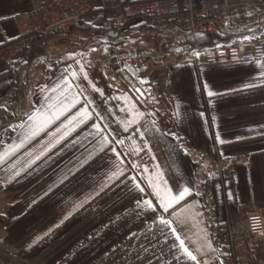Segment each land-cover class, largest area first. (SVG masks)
Wrapping results in <instances>:
<instances>
[{
    "label": "crops",
    "instance_id": "0c3cea01",
    "mask_svg": "<svg viewBox=\"0 0 264 264\" xmlns=\"http://www.w3.org/2000/svg\"><path fill=\"white\" fill-rule=\"evenodd\" d=\"M49 1L0 0V153L23 138L21 129L30 114L46 103L59 102L63 93H54L53 88L63 83L64 72L69 80L75 79L71 70L77 72L81 78L72 91L83 93L81 103L65 115L87 107L91 118L14 180H6L5 167L37 151L56 124L37 138L39 143L26 144L0 166L1 260L4 264H196L183 254L179 236L199 264H224L220 225L264 213V83L259 75L264 59L200 68L173 63L164 81L155 72L140 75L129 70L123 74L125 83L113 87L97 67L98 55L110 47L102 42L85 44L66 34L24 56L6 58L2 47L18 37L15 17ZM103 1H94V10L99 11ZM262 33L264 29L251 38L264 43ZM66 40H71L69 46L57 48V42ZM77 61L85 66L87 80ZM254 81L255 87H245ZM208 91L217 95L209 97ZM85 98L92 103L84 105ZM133 109L144 115L136 117L139 125L127 124L125 131ZM144 121L149 122L147 127ZM96 124L101 132L93 139L88 133L96 131L92 127ZM217 136L225 143L220 144ZM77 157L81 161L87 157L78 171ZM117 161L123 162V174L110 178ZM221 162L227 165L218 170ZM69 168L73 174L61 183ZM205 173L215 178L204 194ZM148 180L161 191L167 184L174 195L176 186H190L192 193L165 212ZM146 200L150 207L144 206ZM81 203L83 207L71 206ZM258 258L264 261V241Z\"/></svg>",
    "mask_w": 264,
    "mask_h": 264
},
{
    "label": "built area",
    "instance_id": "2783aa9c",
    "mask_svg": "<svg viewBox=\"0 0 264 264\" xmlns=\"http://www.w3.org/2000/svg\"><path fill=\"white\" fill-rule=\"evenodd\" d=\"M94 1L50 0L39 9L18 15V37L5 44L4 55L8 59L24 56L38 37L51 36L89 20ZM116 8L110 10L104 2L99 10L98 15L104 18L101 28L105 36L119 39L136 20H148L154 27L164 25L165 34L146 38L139 52L132 46H117L98 55L97 67L113 87L125 83L123 73L138 71L142 64L164 81L173 63L189 62L200 68L211 63L264 59V43L237 35L262 22L264 0H130ZM112 10L115 11L111 15ZM111 31L118 35L110 34ZM200 34L232 36L233 41L225 43L221 39L211 48H197L187 36ZM226 165L221 162L217 169ZM218 240L225 264H264L258 258L264 241V213H251L244 219L223 223Z\"/></svg>",
    "mask_w": 264,
    "mask_h": 264
},
{
    "label": "snow or ice",
    "instance_id": "6c2138e0",
    "mask_svg": "<svg viewBox=\"0 0 264 264\" xmlns=\"http://www.w3.org/2000/svg\"><path fill=\"white\" fill-rule=\"evenodd\" d=\"M264 34V33H262ZM255 38V37H253ZM196 55L198 56L199 53L197 52ZM77 64L79 65V71L83 73V79L87 80L88 73L84 71V65L79 64V61H77ZM71 75L75 79H65V77L68 76V72H64L61 76V80L63 83H59L56 85V87L53 88V92L55 93L57 90H59L61 93H63L61 99L58 103L50 104L46 103L41 109L36 110L34 114H30L27 117V123L22 126V134L23 138H18L19 142L15 145H12L11 148L3 153H0V166L6 165V157L11 158L16 155L17 152L20 151V149L24 148L26 144H32L33 141H37V138L43 134L48 133V129L52 127V125L56 124L55 129L49 133L50 138L40 144L39 149L35 152H28L27 159L21 160L18 163H14L11 168L5 167V173H6V180H14L16 177H19L21 173L27 172L28 169H30L33 165L36 164L37 161L41 160L42 157L47 156V154L58 144L61 143L64 139H66L67 136L71 135L73 131H75L76 127L80 124H82L86 119H90V113L88 111L87 107H81L80 109H77L76 113L69 116H66L65 114L68 113L71 109L75 108L76 105L81 103V97L83 96V93L79 90L73 92L72 89L76 87V79H80L77 75V72L75 70H71ZM261 77V83H264V71L260 72ZM143 82V81H142ZM256 86V82L246 84V88H253ZM207 88V84L205 85ZM96 92H101L99 88L95 89ZM139 91V90H137ZM68 92H71V96L68 95ZM208 96L212 97L214 95H217V93L208 91ZM51 100V97L48 98ZM92 101L85 98L83 100L84 105L91 104ZM99 115V114H97ZM129 116L133 117L132 119H129L126 121L125 131H127V124H137L139 125L140 121L139 119H136V117L142 118L144 113L139 112L136 109H133L130 113H128ZM200 116L203 117L204 113L201 112ZM61 117H65L64 120H61ZM57 121L60 123L57 124ZM148 121H144V126L147 127ZM92 127L95 128V132H89L88 136H92L93 139L101 132L100 126L98 124L93 125ZM157 131H159L157 129ZM143 135V133H141ZM87 139V137H86ZM103 139V137H101ZM217 139H219V136H217ZM39 143V141H37ZM73 143H76V141H73ZM118 143H123V141H118ZM220 144H224L225 141L223 139H219ZM71 146V145H66ZM112 151H115V149H112ZM91 155V153L89 154ZM116 156L119 157L120 153H116ZM77 165H74L76 167V170H79V167H82L85 162H87V157L84 158L83 161L80 160L79 157H77ZM122 161H117L115 163V171L112 173V176L110 178H118L119 175H122ZM73 174L72 168L68 169V172L64 174V177L61 179V183L69 175ZM135 180V177L132 178ZM148 183L152 186L153 191L155 193L156 198L160 201V206L164 209L165 212L169 210V208H172L175 205H180L182 201H185L186 196H189L192 193V188L190 186H184L183 188H180L179 186H176V194H173V189L169 188L167 184L164 185L163 191L160 190V188L157 186V184L152 181L148 180ZM163 183V182H162ZM137 188H139V185H137ZM51 190V187L49 188V191ZM141 192L143 191L142 188L139 189ZM100 191H103V187L100 188ZM47 195V192L44 193ZM96 195H99V191L96 192ZM35 202V201H33ZM145 207L151 206V201H144L143 202ZM72 207H83V203L80 205H71ZM155 209H153L154 211ZM189 211H192V209H189ZM181 213H183V208L181 209ZM176 214V213H174ZM177 219H181V214H176ZM164 225H169L168 220H162L161 221ZM173 232H176V228H172ZM178 240H180V247L183 249V254L191 261L196 262V264H199L197 255L193 254V251L189 249V247L185 246V241L183 239H180L179 236L176 237ZM199 249H197L198 251ZM179 259V257H177Z\"/></svg>",
    "mask_w": 264,
    "mask_h": 264
},
{
    "label": "trees",
    "instance_id": "16d2710c",
    "mask_svg": "<svg viewBox=\"0 0 264 264\" xmlns=\"http://www.w3.org/2000/svg\"><path fill=\"white\" fill-rule=\"evenodd\" d=\"M130 0H104L106 4L109 6L110 10L113 7H117L118 5L126 4ZM117 9V8H116ZM99 11L97 9L92 11V15L89 20L83 21L73 27L69 28L67 31H60L51 36L46 37H38L32 43V48L39 46L40 44H44V42L49 41L54 38H59L63 35H70L74 38L80 39L81 42L87 44L98 35H105L104 29L101 28V22L104 19L100 15H98ZM165 26L160 25L159 27L151 26L148 20H136L132 25L127 26L125 29L124 35L121 38L122 42L119 43V46H132L135 49V52H139L141 50L146 38L155 35H164L165 34ZM264 29V19L262 22L255 28L247 29L245 31L240 32V37L250 38L256 35H259ZM188 40L195 45L197 48L202 47H210L219 43L221 39L224 40L225 43H230L233 41L232 36L222 37V36H211L207 34L196 35L195 37L187 36ZM16 40V39H15ZM15 40H12L8 43H11ZM6 43V44H8ZM5 46V44H4ZM3 46V47H4ZM2 47V48H3ZM138 74L142 75L147 72L146 65L142 64L141 69L137 71ZM130 78L132 79V72H130ZM215 176L211 177L208 173H205L204 179L202 181L204 194L208 192L209 184Z\"/></svg>",
    "mask_w": 264,
    "mask_h": 264
},
{
    "label": "rangeland",
    "instance_id": "374dc122",
    "mask_svg": "<svg viewBox=\"0 0 264 264\" xmlns=\"http://www.w3.org/2000/svg\"><path fill=\"white\" fill-rule=\"evenodd\" d=\"M67 31V30H66ZM104 36V37H103ZM103 36H99V37H95L94 39H93V41H96V42H102V43H104L105 45L107 44V45H110V47H117V46H119V43L120 42H122V40H121V38H116V39H112V38H108V37H105V35H103ZM69 41H71V40H66V41H62V42H57V48H62V47H67V46H69ZM261 41V40H260ZM98 51V50H97ZM98 53H103V51L102 50H99L98 51ZM146 69H147V72L146 73H148V72H150V73H153V72H151V71H149V69H148V67H146ZM156 73V72H155ZM124 74V73H123ZM158 74V73H157ZM158 78H159V74H158ZM161 81H163L162 80V78H159ZM224 262V261H223ZM0 264H4L3 263V260H1V258H0ZM225 264V263H224Z\"/></svg>",
    "mask_w": 264,
    "mask_h": 264
},
{
    "label": "water",
    "instance_id": "95a60500",
    "mask_svg": "<svg viewBox=\"0 0 264 264\" xmlns=\"http://www.w3.org/2000/svg\"><path fill=\"white\" fill-rule=\"evenodd\" d=\"M110 34H112L114 36H117L118 35V32L117 31H111Z\"/></svg>",
    "mask_w": 264,
    "mask_h": 264
}]
</instances>
